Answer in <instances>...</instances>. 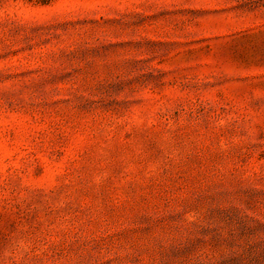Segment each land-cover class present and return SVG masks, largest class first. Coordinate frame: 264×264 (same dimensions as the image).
Listing matches in <instances>:
<instances>
[{
  "label": "rangeland",
  "instance_id": "rangeland-1",
  "mask_svg": "<svg viewBox=\"0 0 264 264\" xmlns=\"http://www.w3.org/2000/svg\"><path fill=\"white\" fill-rule=\"evenodd\" d=\"M0 264H264V0H0Z\"/></svg>",
  "mask_w": 264,
  "mask_h": 264
}]
</instances>
